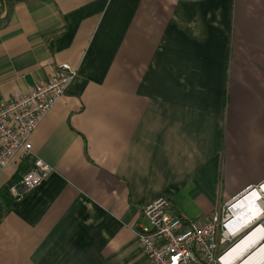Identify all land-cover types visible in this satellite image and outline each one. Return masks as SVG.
<instances>
[{
    "label": "crops",
    "instance_id": "obj_1",
    "mask_svg": "<svg viewBox=\"0 0 264 264\" xmlns=\"http://www.w3.org/2000/svg\"><path fill=\"white\" fill-rule=\"evenodd\" d=\"M69 62L30 142L54 170L0 176V264H154L137 238L165 198L188 221L264 182V0H0V101Z\"/></svg>",
    "mask_w": 264,
    "mask_h": 264
},
{
    "label": "built area",
    "instance_id": "obj_2",
    "mask_svg": "<svg viewBox=\"0 0 264 264\" xmlns=\"http://www.w3.org/2000/svg\"><path fill=\"white\" fill-rule=\"evenodd\" d=\"M77 75L76 68L63 62L48 80L35 84L27 93L0 101V176L17 159L33 156V132ZM53 170L33 156V165L21 173L10 193L22 198ZM263 187L264 182L226 201L207 221H188L176 215L165 198H158L142 209L147 224L137 230L138 241L154 264H243L255 252L264 251ZM255 191L260 193L256 209L246 211L243 201ZM247 239V246L236 252V246ZM257 264H264V254Z\"/></svg>",
    "mask_w": 264,
    "mask_h": 264
},
{
    "label": "bare ground",
    "instance_id": "obj_3",
    "mask_svg": "<svg viewBox=\"0 0 264 264\" xmlns=\"http://www.w3.org/2000/svg\"><path fill=\"white\" fill-rule=\"evenodd\" d=\"M263 190H264V187H263ZM259 194H260L259 192L257 193V191H255L252 194H250V196L246 200L243 201V207L246 208V211H254L256 209L255 201L257 200ZM247 244H248V239L241 242L238 246H236L234 250L236 252H240L247 246ZM255 253L251 256V258H249L243 264H257L260 260V257H262V255L264 254V251L262 249L256 255Z\"/></svg>",
    "mask_w": 264,
    "mask_h": 264
}]
</instances>
